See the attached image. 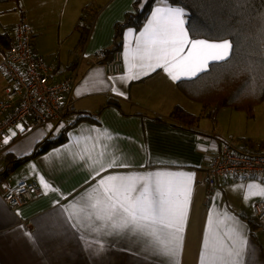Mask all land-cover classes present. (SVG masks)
<instances>
[{
    "label": "crops",
    "instance_id": "0c3cea01",
    "mask_svg": "<svg viewBox=\"0 0 264 264\" xmlns=\"http://www.w3.org/2000/svg\"><path fill=\"white\" fill-rule=\"evenodd\" d=\"M144 1L139 0V6ZM83 2L87 0H17L16 21L8 28L0 24V33L12 34L20 18L26 21L28 11L37 15V21L28 24L32 50L74 78L69 95L74 126L64 130L65 141L28 159L0 183V194L21 182L34 184L43 194L14 211L0 195V264H220L214 257L232 264H264V228L251 219L252 205L264 201V195L248 188H264V181L219 179L210 192L205 181L222 140L248 150L260 148L264 135H258L257 123L261 119L264 125V100L252 116L221 108L211 117L201 106L193 111L184 107L183 98L192 101L180 93L177 82L193 79L222 60L208 59L201 71L185 75L170 73L162 61L141 59L137 48L143 46L142 34L154 9L177 8L159 0L138 30L122 31V70L107 76L89 57L113 46L114 26L134 12L135 0H97L87 25L80 15ZM182 19L187 32L184 15ZM188 40L180 58L188 54L193 40L230 45L189 35ZM230 49L231 45L228 56ZM7 87L0 72V97ZM175 108L193 115L194 125H177L171 118ZM97 112L96 122L78 121L80 115ZM61 131L48 125L18 139L10 135L0 156V173L7 156H28L38 143ZM110 176L144 178L136 183L137 189L146 180L162 179L171 187L174 205L185 201L187 189L183 220L169 217L165 223L171 227L157 223L137 231L132 225L117 227L126 214L118 204L114 212L110 207L116 198L108 200L101 185L113 183Z\"/></svg>",
    "mask_w": 264,
    "mask_h": 264
},
{
    "label": "trees",
    "instance_id": "16d2710c",
    "mask_svg": "<svg viewBox=\"0 0 264 264\" xmlns=\"http://www.w3.org/2000/svg\"><path fill=\"white\" fill-rule=\"evenodd\" d=\"M6 0H0L4 2ZM17 4V0H14ZM157 0H145L134 12L125 15L114 26L113 46L103 52L102 61L120 49L122 31L138 30ZM182 9L185 26L191 39L228 41L229 56L209 64L208 69L193 79L177 82V88L188 100L199 104L213 117L221 108H231L252 116L256 105L264 100V0H164ZM11 35L0 33V50L8 47ZM99 112L80 115L78 121L96 122ZM171 118L181 127L194 125L196 118L175 108ZM65 141V131L38 143L31 154L21 158L7 156L0 183L28 159L36 157ZM264 142L260 143V148ZM253 226V225H252ZM254 228V227H252Z\"/></svg>",
    "mask_w": 264,
    "mask_h": 264
},
{
    "label": "built area",
    "instance_id": "2783aa9c",
    "mask_svg": "<svg viewBox=\"0 0 264 264\" xmlns=\"http://www.w3.org/2000/svg\"><path fill=\"white\" fill-rule=\"evenodd\" d=\"M32 29L24 18L14 26L11 42L0 50V72L8 87L0 97V156L10 138L18 139L37 128L51 125L53 131L69 130L74 122L69 95L74 78L62 66L52 67L31 48ZM103 52L90 55L94 64H101L107 76L120 74L123 56L116 50L110 59L102 61ZM247 177L264 181V148L248 150L228 140L212 156L205 172L207 190L210 192L219 179ZM1 199L6 207L17 210L42 191L34 184L21 182L13 189L3 191ZM252 222L264 228V201L251 207Z\"/></svg>",
    "mask_w": 264,
    "mask_h": 264
},
{
    "label": "snow or ice",
    "instance_id": "6c2138e0",
    "mask_svg": "<svg viewBox=\"0 0 264 264\" xmlns=\"http://www.w3.org/2000/svg\"><path fill=\"white\" fill-rule=\"evenodd\" d=\"M159 2L164 4V0H159ZM183 15L182 9L166 5L154 9L146 30L142 34L143 46H138L137 54L141 59L162 61V66H166L170 73L178 71L180 74L195 75L206 66L208 59H225L228 56L230 45L227 42L208 44L202 40H193L188 54L180 58V53L184 51L183 46L189 43L188 33L184 30ZM178 78V75H173V79ZM107 179L113 183L105 186V181H101L105 194L110 201L116 198L115 203L110 207L114 212L118 204L126 214L123 223L117 227L126 228L132 225L133 230L137 231L157 223L164 227H171V223H165L166 218L169 217H174L179 221L183 220L187 189H185V201L180 205H174L171 199V187L162 179L146 180L139 189L136 183L144 178L110 176ZM116 181L118 183H115ZM44 186L48 187L47 184ZM248 188L255 194L264 195V188L255 185H248ZM134 192H138V195L133 196ZM95 206V204L92 205V207ZM180 230L177 228V231ZM151 234L155 236V232ZM156 239L158 240L159 237ZM235 255L239 256L240 253L236 252ZM214 260H218L220 264H232L230 261H225L223 257H214Z\"/></svg>",
    "mask_w": 264,
    "mask_h": 264
},
{
    "label": "rangeland",
    "instance_id": "374dc122",
    "mask_svg": "<svg viewBox=\"0 0 264 264\" xmlns=\"http://www.w3.org/2000/svg\"><path fill=\"white\" fill-rule=\"evenodd\" d=\"M83 4H84V7H83V10H82L80 15L83 17L84 25H87V23L90 21V17L92 16L95 9L97 8L98 2H97V0H87V2H85V3L83 2ZM18 16H19L18 8H17V5H16L14 0H6L4 2H0V24H2L3 26L8 28L9 26H11L16 21ZM25 18H26L27 24H29V25H31L32 22L35 23L37 21V15L33 14L31 11H28ZM83 30H84V28L81 29V31H83ZM10 35H12V34H10ZM183 100H184V107H186V108L188 107L192 111H193V109L198 110V108H200V105H198L196 103L189 102L184 98H183ZM262 106H263L262 114H264V101L262 103ZM225 110H233V109L227 108ZM228 112H233V111H228ZM224 116H226V113L224 114ZM262 124H263V121L260 119L257 123L258 126H261V128H259V132H258L259 136L264 135V125L262 126ZM248 131L251 133L250 128H248Z\"/></svg>",
    "mask_w": 264,
    "mask_h": 264
}]
</instances>
